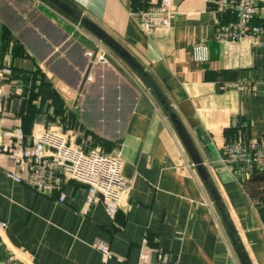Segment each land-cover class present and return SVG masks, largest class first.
<instances>
[{
	"label": "crops",
	"instance_id": "obj_1",
	"mask_svg": "<svg viewBox=\"0 0 264 264\" xmlns=\"http://www.w3.org/2000/svg\"><path fill=\"white\" fill-rule=\"evenodd\" d=\"M120 42L166 95L195 143L252 264H264V169L221 161L222 146L264 138V14L258 42L216 41L233 15L216 0H172L169 28L152 35L137 13L158 0H65ZM45 0H0V147L62 131L84 150H120L129 190L108 208L81 182L40 193L12 180L0 156V264H138L163 251L180 264H240L192 163L146 85L113 51L91 64L92 33ZM98 40V39H97ZM208 47L195 61L194 45ZM90 75L91 79L86 77ZM254 85L251 95L229 86ZM198 127L206 150L194 131ZM201 181V180H200ZM106 242L113 257L92 246Z\"/></svg>",
	"mask_w": 264,
	"mask_h": 264
},
{
	"label": "built area",
	"instance_id": "obj_2",
	"mask_svg": "<svg viewBox=\"0 0 264 264\" xmlns=\"http://www.w3.org/2000/svg\"><path fill=\"white\" fill-rule=\"evenodd\" d=\"M220 10L233 15L226 22H218L216 41L224 42H258L262 33L261 25L256 17L264 14V0H216ZM172 0H158L146 9L137 13L140 29L152 35L169 28L175 16ZM79 28V25L76 24ZM93 49L85 51L91 64H107L114 58L112 50L100 40L95 39ZM195 61L208 59V47L204 43L194 45ZM91 79L90 75L86 77ZM229 86L242 94L251 95L254 85L248 81H232ZM0 91V108L2 106ZM5 155L14 160V165L22 171L8 169L7 175L14 181L24 182L36 191L45 194L59 192L58 200L63 201L62 184L68 181L86 183L88 205L92 198L102 195L108 208L121 204L129 190V182L122 174L123 160L120 150L104 153L98 149L84 150L71 142L70 136L62 131L46 129L34 136L31 144L23 145L16 142L12 145L3 144L0 156ZM221 161L239 165L240 171L249 174L254 169H264V138H250L230 141L222 146ZM188 167L201 184L192 163ZM4 227L5 223L0 222ZM92 246L107 259L113 257V251L104 241H95ZM138 264H180L170 261L163 251L157 252L154 260L142 252Z\"/></svg>",
	"mask_w": 264,
	"mask_h": 264
},
{
	"label": "water",
	"instance_id": "obj_3",
	"mask_svg": "<svg viewBox=\"0 0 264 264\" xmlns=\"http://www.w3.org/2000/svg\"><path fill=\"white\" fill-rule=\"evenodd\" d=\"M55 8L60 10L62 13L67 15L76 21L79 25L84 27L90 33H92L98 40L104 43L109 47L119 58H121L140 78V80L146 85L150 93L164 112L168 121L175 130L179 140L181 141L187 155L189 156L195 171L200 178L215 210L220 218V221L223 225V228L226 232V235L232 245V248L238 258L240 264H252L247 251L244 248V245L240 239V236L236 230V227L230 217V214L227 210V207L222 199L210 173L204 164V161L193 142L190 134L186 130L184 124L179 118L178 114L174 110L172 104L163 93L159 85L148 73V71L142 66V64L114 37L102 29L99 25L89 19L82 12L78 11L75 7L70 5L65 0H45ZM194 131L197 134L199 140L203 145L204 151L207 149L205 146V139L202 136L201 130L196 126ZM82 184L88 186L86 183L81 182ZM102 199V195H99Z\"/></svg>",
	"mask_w": 264,
	"mask_h": 264
}]
</instances>
